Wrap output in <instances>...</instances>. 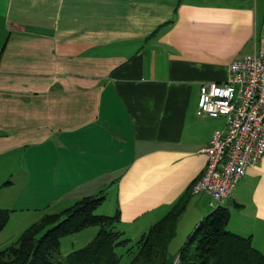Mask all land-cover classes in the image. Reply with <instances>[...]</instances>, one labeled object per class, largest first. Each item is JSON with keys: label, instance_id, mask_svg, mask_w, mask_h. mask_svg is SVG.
<instances>
[{"label": "crops", "instance_id": "obj_1", "mask_svg": "<svg viewBox=\"0 0 264 264\" xmlns=\"http://www.w3.org/2000/svg\"><path fill=\"white\" fill-rule=\"evenodd\" d=\"M260 49L263 0H0V208L18 209L5 184L24 164L18 190L45 181L66 205L115 187L138 234L182 196L188 233L223 205L262 252L264 153L229 197L189 191L226 123L199 112L200 84Z\"/></svg>", "mask_w": 264, "mask_h": 264}, {"label": "trees", "instance_id": "obj_2", "mask_svg": "<svg viewBox=\"0 0 264 264\" xmlns=\"http://www.w3.org/2000/svg\"><path fill=\"white\" fill-rule=\"evenodd\" d=\"M104 199L105 192L100 190L43 215L11 245L0 249V264H120L123 253L133 254L127 264H264V253L253 246L250 237L227 229L230 211L223 205H217L194 226L174 262L168 244L185 209L186 197H180L135 241L115 229L120 221L119 208L112 215L94 213ZM9 211L0 208V231ZM88 227L97 229L89 243L66 255L59 252L61 238Z\"/></svg>", "mask_w": 264, "mask_h": 264}, {"label": "built area", "instance_id": "obj_3", "mask_svg": "<svg viewBox=\"0 0 264 264\" xmlns=\"http://www.w3.org/2000/svg\"><path fill=\"white\" fill-rule=\"evenodd\" d=\"M198 110L211 118L223 117L226 123L203 149L204 168L190 192H206L219 202L264 153V50L232 60L224 82L201 83Z\"/></svg>", "mask_w": 264, "mask_h": 264}, {"label": "rangeland", "instance_id": "obj_4", "mask_svg": "<svg viewBox=\"0 0 264 264\" xmlns=\"http://www.w3.org/2000/svg\"><path fill=\"white\" fill-rule=\"evenodd\" d=\"M23 169L24 164L23 166L20 165L19 169L17 168L18 175L13 174L12 178L6 180V182H9H7L5 186L10 185L8 183L13 182V185L4 192V194L9 197L8 206L10 205V203H12V198H14L15 194H17L18 198L15 201V204L17 203L16 206L18 207V209L16 211L10 212L9 219L5 227L0 231V249H4L7 246L11 245L27 226L39 220L43 215L50 212H58L66 205V194L51 197V192H47L45 190L48 188L45 181H43L41 186L37 187L33 193L31 192V188L29 186L30 183H32L31 180L23 189L18 190L19 186L24 180V176L22 175ZM115 192V187L109 190L107 196L105 192V199L100 205L96 207V209L94 210L95 214L112 215L115 212L117 207L111 209L109 206L108 208V204H110L109 202H113L116 198ZM194 199L195 198H192L190 202L187 203V206H190ZM206 204L208 205V202H206ZM195 211L197 212V209H195ZM191 214L192 211H189L185 215V217H183V219H179L177 221L175 235H173L168 244V252L170 255H174V262L175 260H177L176 253L178 249H180L187 240V236L189 234L187 232V229L193 222L191 218L196 216V213H194L192 216ZM119 222L117 223L115 229L122 230L124 232V235L131 238L132 241H135L140 236L138 232L130 230L131 228L125 227ZM96 230V227H88L86 229L64 236L60 240L59 252L62 255H66L73 250L84 247L94 238ZM259 249H261L262 253H264V244H259ZM120 251L122 252V250ZM132 256L133 254L128 255L123 253L120 264H127Z\"/></svg>", "mask_w": 264, "mask_h": 264}]
</instances>
